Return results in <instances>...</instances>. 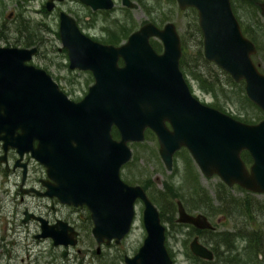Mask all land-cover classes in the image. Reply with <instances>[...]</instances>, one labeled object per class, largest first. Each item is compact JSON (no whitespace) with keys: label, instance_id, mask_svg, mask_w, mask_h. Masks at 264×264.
<instances>
[{"label":"water","instance_id":"1","mask_svg":"<svg viewBox=\"0 0 264 264\" xmlns=\"http://www.w3.org/2000/svg\"><path fill=\"white\" fill-rule=\"evenodd\" d=\"M87 1L95 7L112 5L110 0ZM177 1L182 8L198 10L205 57L236 81L244 80L248 97L264 112V71L253 58L258 48L244 34L231 0ZM60 35L70 68L91 70L95 82L76 102L50 72L29 62L36 46L0 45V141L5 152L15 148L19 153L16 166L31 152L48 167L55 183L44 193L69 205L87 206L98 251L101 244L120 243L130 232L140 199L146 236L135 254L125 255V264H173L158 206L142 185L121 177L122 165L132 158L129 142L143 140L147 127L160 134L169 169L174 151L186 145L206 176L218 174L229 186L264 193V117L247 122L194 95L180 65L183 49L175 23L160 28L147 22L126 42L114 45L90 39L63 12ZM151 36L162 42V51ZM113 126L120 138L113 136ZM245 150L252 156L250 164L243 158ZM22 165L26 173L27 163ZM178 205L179 221L212 227L205 214L189 213L181 200ZM32 216L41 221L39 237H50L56 245L78 243L79 231L67 220L51 224L28 211L24 219ZM191 249L202 258H214L198 237Z\"/></svg>","mask_w":264,"mask_h":264},{"label":"rangeland","instance_id":"2","mask_svg":"<svg viewBox=\"0 0 264 264\" xmlns=\"http://www.w3.org/2000/svg\"><path fill=\"white\" fill-rule=\"evenodd\" d=\"M35 1L33 2V0H31L30 6L26 9L23 0H10L9 3L7 0H0V25L1 22L5 20L8 22L9 27L4 29L3 34L0 32V36L1 34L2 36H6L8 33V35H11L8 37L11 43L18 46H27L20 39H15L18 37L21 38V36L23 37L25 34L24 29H22L24 24L18 23L17 26L15 25L18 18H27L32 21L31 24L27 25L36 31L39 29L38 25L40 22H47L50 25V28L40 24L42 35L47 41L42 43L40 48L42 52L35 55L30 62L39 67L45 68L51 74L58 77L61 80H59V82L61 85L63 84L65 86V89L69 91L71 97L79 96L83 92L82 88L84 89V84L90 78L88 73H84L88 71L70 68L66 48L62 47L61 39L58 38L57 35L58 21H54L51 15L47 16L45 13L41 12L39 10L40 0ZM143 2L144 3L141 4V6H136L127 14L129 19L126 27L130 30L134 27H139L141 23L148 20H152L161 26L167 21L173 20L177 23L179 31L183 33L186 29L185 26L188 19L191 18L193 24L191 30L193 29L192 31L197 32L196 28H194L197 11L195 12L194 9L182 11L175 0H143ZM232 4L242 25L246 27V23H249L258 31V33H260L257 36H261L262 32L264 36L263 20L260 16L258 19L253 17L252 13L254 12V8H250L247 5V0H232ZM118 6L117 9L109 12L113 18L124 17L126 14L125 9L120 6V2H118ZM15 8L17 9V12H19L14 13L15 16L12 19H9L8 17L11 10H14ZM122 25L125 26V22H123ZM115 29L116 28L112 30ZM1 30L2 29H0V31ZM259 30L261 32H259ZM19 31L22 34H19ZM111 35L117 34L112 31V33L109 34V37ZM153 39L152 43L153 45L155 44V48L158 51H162L163 45H161V41L157 38ZM199 41V35H196L195 33L193 39L188 42V53H196L199 47ZM257 41L258 51L253 55V58L259 68L264 71V39L258 37ZM7 43V37H0L1 45H6ZM218 81L220 82L218 85L217 96H214L211 91H207L200 87L199 82L194 79H190V84L193 91L201 100L213 104L215 100H217V97L222 107L225 108L224 110L233 116L236 114L241 118L246 116L252 118L257 112H259L256 104L254 105L245 97L247 93L243 82H237L233 78L232 80H229L224 77H221V80L218 79ZM130 145L133 149V158L128 162L124 169L121 170V175L125 181L131 184L142 185L147 190L151 199L158 206L162 214L163 223L168 229H171V234L168 233V244L167 241L166 244L168 248H171L172 250L173 264H203L204 262L192 256L193 254L190 251H187L185 243L187 234L183 231L176 232L175 228L173 230V228L170 227L169 223L172 222V220H169L168 216H172L174 220L178 212L177 206L174 209L172 202L167 198L188 199L194 197L193 194L197 191L198 187H202L210 194L213 200L212 202L216 207L223 206L222 200H220L221 198L219 196L225 194L224 189L225 186L228 187V185L222 183L224 181L218 174L205 176L197 167V163H195L194 159L185 152L179 153L178 156H175L176 158L174 159L173 168L169 170L160 156L157 140L152 138V135H147V138L142 142L131 143ZM32 161L33 166L40 164L34 160ZM250 163L251 162L248 164ZM12 176L13 179H11V182L14 179L16 181L19 179L18 174ZM7 189L8 193L3 198L4 208L3 211L0 212V233L9 230V234H6V238L9 247L12 248V244L10 243L11 239H13L10 235L12 227L23 230L26 229L25 234L21 231L16 235L18 244L15 245L14 249L12 248L15 253V258L13 260L17 264H125V255L135 254L146 236V229L143 222L144 203L140 199H137L136 214L132 228L120 243H115L114 241L110 244L103 243L101 244V250L98 251V242L92 233L93 221L90 220V216L88 215L90 213L89 210L85 206L75 209L65 204H60L58 212L52 210V213L53 216L57 215L76 226L79 230L78 243L76 245L58 246L53 243V240L50 237L42 240L37 239L34 236V233L40 230L39 224L34 220L27 223L24 222L22 220L23 215L21 214L25 203L33 210L38 207L40 199L38 197L35 198L33 195H25V199L22 200L21 194L16 193V190L18 191L17 185L10 184ZM228 189L230 193L233 194V198L245 203L247 210L249 209L247 202L250 203L252 211H249L253 214L255 227L263 225L264 193L253 192L238 185H234L232 188L228 187ZM15 206L19 208V214L13 215L12 217V210ZM40 208L48 213L51 212L50 206L46 205L43 201L40 202ZM190 208L192 210L204 211L203 207L199 208L197 205H191ZM174 212L175 214H173ZM220 213L221 211L219 210L216 214L219 215ZM215 220L216 218L213 221ZM190 238H192V236ZM234 238L237 240L236 242L233 241V243L235 245H240L241 248L237 249L235 247L233 254H231V252H229V254L224 253L225 256L227 255L228 258H231L232 255L238 253V257L242 258L240 264H243V261L245 260L250 261L251 259L248 258L253 255L255 263H259L255 252H249L247 254L246 245L248 240L241 236V234H236ZM65 250H67V254H64ZM189 252L191 253L190 255H188ZM263 257V255H259L260 259ZM221 259L222 256H218L215 261L206 263L225 264Z\"/></svg>","mask_w":264,"mask_h":264},{"label":"flooded vegetation","instance_id":"3","mask_svg":"<svg viewBox=\"0 0 264 264\" xmlns=\"http://www.w3.org/2000/svg\"><path fill=\"white\" fill-rule=\"evenodd\" d=\"M23 1H24V6L27 9V7L30 6L31 0H23ZM34 1L35 0H33V2ZM110 1L112 2V5L109 7L108 6H102V5H98L95 7V5L88 2L87 0H40L39 1L40 2L39 3L40 4L39 10L41 12L45 13L47 16L51 15L52 19H54V21L55 20L58 21L57 35H58V38H60V39H61L60 26H61V18H62L63 12H65V13L69 14L71 17H73V19L75 20L79 30L84 35H86L87 37H89L90 39H92L94 41H98V42L106 43V44L120 45V44L126 42L129 35L132 32L139 29L143 24H145L147 22H152L160 28H163L165 26V24L168 22H173V23H175V25L179 31L177 23L173 20L167 21L162 26L157 24L156 22H154L152 20H148L146 22L141 23V25L139 27L137 26V28L134 27L130 30L129 28L126 27L127 21L129 19L127 14L130 13L131 10L133 8H135L136 6H141V4L144 3L143 0H110ZM175 1L178 3L177 0H175ZM7 2L9 3L10 0H7ZM96 2H97V4H108V1H105V0L104 1L103 0L102 1L96 0ZM118 2H120V6H122L125 9L126 14L124 17H119V18L114 17L113 18L109 14V12H112L113 10H115L119 7ZM263 2H264V0H247V5L250 8H254V12L252 13L253 17L258 19L260 16L263 20V23H264V15L262 13ZM231 3H232V0H231ZM50 4H52V7H49ZM178 5H179V3H178ZM232 7L234 10L233 4H232ZM179 8L182 11H187L189 9H194L195 12L197 11L195 22L198 20V24H199L198 10L195 7L187 6L185 8H182L179 5ZM18 12H17L16 8L14 10H11V13L9 14L8 18L12 19L15 16L14 13H18ZM109 15H110V17H109ZM31 22L32 21L28 20L27 18H22V19H21V17L18 18L15 25L17 26L18 23L24 24L25 34L23 35V37L21 36V38L18 37L15 39L21 40V39L28 38V37H29L28 39H30V38H32V36L35 37L36 41L34 43H32V45L23 46V47L36 46L37 50L33 55V57H34L35 55L40 54L42 52V50L40 49L42 46V43L44 41L45 42L47 41V39L42 35L40 24L47 26L48 28H50V25L47 22L42 21V22H40L39 25L37 24L39 29L36 31L27 25V24H31ZM123 22H125V26L122 25ZM246 24H247V26L244 27L241 23V27H242L243 32H244V29L246 31V33L244 32V34L246 36H248L252 40L254 38L257 39L258 37L259 38L261 37L262 39H264L263 32H262L261 36H257L260 33H258V31L255 28H253L251 26V24H249V23H246ZM194 25H195V23H194ZM191 26H193V24H192L191 18H189L187 21V24L185 26L186 27L185 31L183 33L179 31V34L181 36L182 49L184 47L183 43L190 42L191 39H193L195 33H196V35H199V33H200V32H198L197 29H196L197 32L192 31L193 29L191 30ZM199 26H200V24H199ZM117 27H120V28H117ZM5 28H9V27H8V22L4 20L1 22V25H0V29H2L0 32H2V34H3V31ZM114 28H116V29L112 30ZM112 31L114 33H116L117 35H111L109 37V34L112 33ZM259 32H261V31L259 30ZM2 34L0 37H7V39H8V43L6 45L18 46V45H15L14 43L10 42V39L8 37L11 35H8V33H7L6 36H2ZM19 34H22V33L19 31ZM201 34L203 35L202 29H201ZM153 38H157V37L151 36L150 37L151 42H153V40H154ZM61 42H62V39H61ZM62 47H64L63 44H62ZM62 47H60V48H62ZM66 51H67L66 52L67 56L69 58L67 48H66ZM257 51H258V49H257ZM33 57H32V59H33ZM69 64H70V59H69ZM74 69L85 70V69H79V68H74ZM86 70L88 72H84V73H88L90 78L84 84V89L82 88V90H83L82 94L79 96H76V97H71L69 94V91H67L65 89V86L63 84L61 85V83L59 82L60 79L53 74H51V75L53 76L54 80L59 84L61 89L63 91H65L71 99L78 102L84 98V96L88 93L90 86L95 82V76H94L93 72L91 70H88V69H86ZM76 73H82V72H76ZM184 77H185L186 81L188 82L191 90L193 91V88L190 84V79H194L196 81H198V80L196 78L192 77L190 74H188V76H187L184 73ZM237 82H239V81H237ZM193 93L201 102L208 104L210 106L219 108L220 110L224 111V109L217 107L215 104H210V103L205 102L204 100H201L194 91H193ZM224 112H226V111H224ZM166 125L168 126V128L170 130L174 129L172 123L169 120L166 121ZM111 131H112V134L114 137L120 138V133H119L116 126H113ZM147 135H152V138H155L157 140L160 156L166 165V162H165V160L161 154V145H162L161 136L157 130L147 127L145 129L144 139L140 140V141H131V142H129V145L131 143H138V142L144 141L147 138ZM132 151H133V149H132ZM184 152L188 153L195 161V158H194L193 154L191 153L190 149L186 145H182L178 149H176L173 153L172 168H173V164H174V159L176 158L175 156H178L179 153H184ZM4 154H6L5 158L1 159V157ZM18 158H19V153L17 152V150L15 148H9L5 152L3 149L2 142L0 141V194H1V196H0V212L3 211V208H4L3 198L8 193L7 187H9L10 184L18 186V191L16 190V193L21 194L22 200L25 199V195H33L35 198L38 197L40 199V201L38 202V207L34 208L33 210L31 208H29L28 204L25 203V205L23 206V209H22V214H21V215H23L22 220L26 223L31 221V220L36 221L40 226V230L36 231L34 233V236L40 240L47 239V237H42V236L39 237L38 236V234L41 232V221L38 218L32 216L28 220L24 219L25 216L27 215V211H28V213H34L36 216H42V217L48 219L49 223L52 224V223H55L58 219H63V218L58 217L57 215L53 216V213H52V210H56V212H58V208H59L60 204L61 205L65 204V205L71 206L75 209L82 207V206H85L87 208V206L86 205H79V206L69 205V204L61 202L57 196H51V195L44 193L47 190L49 183H55V179L49 174L48 167L45 164L39 162L35 157H33L31 152L25 153L22 160L20 161L19 165L16 166V162H17ZM132 158H133V153H132ZM132 158L128 162H130L132 160ZM32 160H34L40 164L33 166ZM22 162L27 163L26 173H24V166L22 165ZM128 162H126L125 164L122 165L121 170L124 169V167L128 164ZM195 163H196V161H195ZM166 167H167V165H166ZM197 167L199 168L198 164H197ZM171 169H169V170H171ZM200 171L202 172L201 169H200ZM15 174H18L19 179L17 181L14 179L11 182V179H13L12 175H15ZM121 177H122V175H121ZM234 185H238V184H234ZM167 199L172 202L174 209L177 206V212L179 209L178 201L181 200L183 205L185 206L186 210L189 213H192L194 215L199 214V213L205 214L207 216L208 220L210 221V223L212 224V227H200V226H198L192 222L179 221L178 220L179 212H178L177 216L174 218V220H173L172 216H168V219L172 220V222L169 221L170 222L169 224H170V227L173 228V230L175 228L176 232L183 231L184 233L187 234V239L185 242L186 247H187V251H190L193 254L192 256H194L195 258H198V260L204 262L203 264H208V263H210L209 261L213 262L212 260L215 259V252H214L215 247L218 248L222 254L224 253V251L225 252L229 251V249H231V248H233L234 250H235V247L237 249L241 248L240 245H235L233 242L230 246L227 236L234 237L236 234H241V233L243 235H247V233H249L255 227V220H254L252 212H251V214H250V212L248 214H246L244 212H237V213L233 212L231 214L221 212L219 215L218 214L214 215V214H209L205 210H204L205 211L204 212V211H199V210H192L190 208L191 205L206 203L208 200L205 197L194 196V197H190L188 199H182V198H174V199L173 198H167ZM41 201L45 202L46 205L50 206L51 212L48 213L47 211L42 210V208H40V202ZM232 203L245 204L241 201H237L236 199L232 200ZM243 208H244V210H247V208H245V207H243ZM249 210L252 211V209H250V208H249ZM16 214H19V208H17V206H15L12 210V217H13V215H16ZM173 214H175V212ZM88 215H90V217H91V213H89ZM160 215H161V219H162L161 212H160ZM87 217H89V216H87ZM215 218H216V220L213 221ZM91 219H92V217H91ZM75 228H76V226H75ZM170 230L171 229H168L166 227L167 244H168V236H169L168 233L171 234ZM21 231L24 234L26 233V229L23 230V229H18V228L12 227L10 235L13 237V239L10 238L11 239L10 243L12 244L13 249L15 248V245L18 244V241L16 240V235H18ZM6 234L7 235L9 234V230H5L3 233H0V264H17L13 260L15 258V253H14V250L12 248H10L8 245ZM191 236H192V238H190ZM195 237H198L199 242L203 243L204 245H206L207 247H209L210 249L213 250L214 258L212 260L202 258L198 255H195L192 252L191 243ZM167 244H166V246H167ZM27 247H28V244H27ZM167 248H168V246H167ZM168 251L172 257L173 253H172L171 248H168ZM190 252L188 255L191 254ZM221 260L226 262V257L222 256ZM206 262H208V263H206Z\"/></svg>","mask_w":264,"mask_h":264},{"label":"trees","instance_id":"4","mask_svg":"<svg viewBox=\"0 0 264 264\" xmlns=\"http://www.w3.org/2000/svg\"><path fill=\"white\" fill-rule=\"evenodd\" d=\"M194 28H196L198 30L199 33V47L198 50L196 51L195 54L188 53L189 51V44L183 43V53L180 59V65L181 68L183 70V72L188 76V74H190L192 77L196 78L200 84V87L206 89L207 91H211L213 93L214 96H217V90H218V85L219 82L218 79L221 80V77L224 78H228L229 80H232V77L230 76V74L220 68L215 62L208 60L205 55H204V51H203V35L201 34V28L198 24V20L195 22ZM24 29V27L22 28ZM244 32L246 33L245 29ZM29 38V37H28ZM28 38H24L21 39V41L27 45L30 46L32 45V43H34L35 37L32 36V38L28 39ZM256 44L258 43L257 39L254 38L253 39ZM155 45V44H154ZM162 45V43H161ZM258 45V44H257ZM258 47V46H257ZM158 48V47H157ZM241 82H243V84H245V82L242 80ZM245 88V85H244ZM243 90V89H242ZM244 91V90H243ZM245 97L247 98L248 101H250L251 103H253L255 105V103L248 97V95L246 94ZM217 100H215V102L213 104H215L217 107H220L222 109H225L224 107H222V105L220 104L218 98L216 97ZM256 107L259 109V112H257V114L254 115V117L249 118V117H240L238 115H234L235 117L247 121V122H257L260 119H262L264 117V112H262V110L257 106ZM226 111V110H224ZM243 158L245 159V161L247 163L252 162V156L250 154L249 151L245 150L243 151ZM224 185H227L225 182H222ZM240 186V185H238ZM228 187L232 188V186ZM228 187L225 186L224 189V195L223 196H219L222 200V205L223 206H218L216 207L215 204H213V200L210 196V194L202 187H198L197 191L194 192L193 196H197V197H205L207 198V202L204 204H197L198 207H203V209L208 212L209 214H216L218 213V211L220 210L223 213H237V212H244L246 214H248L251 211L248 210H244L243 207H245V204H241V203H232V200H234L235 198H233V194L230 193ZM175 196V195H173ZM224 197V198H223ZM156 199V198H155ZM247 206L251 208L250 203L247 202ZM247 208V207H245ZM90 216V215H89ZM90 220L92 221L91 217H89ZM241 236H243L244 238H246L248 240V243L246 245V250H247V254L250 253H256L259 263H255V259H253V255L251 257H249L248 259H251L250 261L245 260L243 261V264H264V257L263 258H259V255H263L264 256V224L261 226H257L254 227V229H252L249 233H247V235H243L241 233ZM228 238V242L231 246L232 242H236L237 239H235L234 237H229ZM233 238V239H232ZM243 238V239H244ZM224 251V250H223ZM235 250L233 248L229 249V251H224V253H228L231 252V254H233ZM214 252H215V259L212 261H215L216 258L218 256H224L226 257V262L224 261L225 264H240L242 258L238 257V253H235L234 255L231 256V258H228V256L223 253L220 252V250L218 248H214ZM253 261V263H252ZM211 262V261H209Z\"/></svg>","mask_w":264,"mask_h":264}]
</instances>
